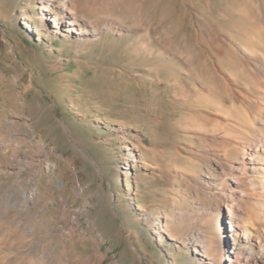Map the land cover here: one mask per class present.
I'll return each mask as SVG.
<instances>
[{
    "label": "rangeland",
    "instance_id": "obj_1",
    "mask_svg": "<svg viewBox=\"0 0 264 264\" xmlns=\"http://www.w3.org/2000/svg\"><path fill=\"white\" fill-rule=\"evenodd\" d=\"M74 1L97 34L65 37L37 0H0V145L55 150L30 186L52 199L57 226L77 215L86 229L67 243L72 264L95 257L99 232L104 264H199L201 231L218 257L226 204L204 197L207 145L187 127L207 108L201 79L217 85L235 60L227 43L264 39V0ZM21 117L29 127L13 124ZM60 192L73 212L57 209ZM0 239V255H30L14 227ZM39 253L56 255L49 243Z\"/></svg>",
    "mask_w": 264,
    "mask_h": 264
},
{
    "label": "bare ground",
    "instance_id": "obj_2",
    "mask_svg": "<svg viewBox=\"0 0 264 264\" xmlns=\"http://www.w3.org/2000/svg\"><path fill=\"white\" fill-rule=\"evenodd\" d=\"M37 1L41 19L52 31L65 37L99 32L92 22L76 12L74 0ZM260 4L250 3L255 8ZM234 13L242 17L245 14L243 11ZM238 30L235 26L228 35L233 37V32ZM253 43L252 47L227 43L235 60L223 64V76L217 85L208 84L199 75L204 83L196 95L199 106L207 108L204 113L200 110L199 114H194L195 119L189 121L194 127L187 128L199 133L196 138L207 145L203 151L206 168L201 172L204 197L217 207L226 204L222 213L226 234L224 251L218 257L209 258L210 240L201 231L195 240L201 254L199 264H264V39L261 31L257 32ZM188 67L193 69L191 64L181 65L179 69L186 72ZM221 89L223 97L219 98ZM13 124L30 126L24 117L14 120ZM54 153L55 150L42 144H38L37 150L23 146L11 148L1 142L0 238L9 227H14L30 237L25 249L30 255H0V264H72L75 258L64 255L67 243L79 233L86 237V229L79 226L77 215L71 218L77 224L68 218L57 226L54 216L48 214L52 199L49 200L40 186H30L42 182V168L51 166L46 160ZM36 166L40 167L37 171ZM25 170L29 175H24ZM60 196L61 201L55 199L57 209L68 214L73 212L67 206V195L60 192ZM99 233V236L93 235L97 255L84 260L86 264H104L107 255L100 249L98 237L103 235ZM43 243L51 244L56 255H40Z\"/></svg>",
    "mask_w": 264,
    "mask_h": 264
}]
</instances>
